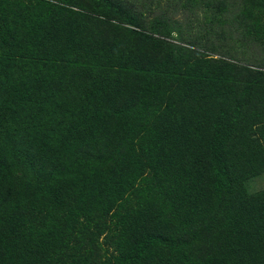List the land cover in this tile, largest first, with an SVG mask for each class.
<instances>
[{"label": "trees", "instance_id": "obj_1", "mask_svg": "<svg viewBox=\"0 0 264 264\" xmlns=\"http://www.w3.org/2000/svg\"><path fill=\"white\" fill-rule=\"evenodd\" d=\"M263 178L264 0H0V264H264Z\"/></svg>", "mask_w": 264, "mask_h": 264}, {"label": "rangeland", "instance_id": "obj_2", "mask_svg": "<svg viewBox=\"0 0 264 264\" xmlns=\"http://www.w3.org/2000/svg\"><path fill=\"white\" fill-rule=\"evenodd\" d=\"M240 1H241L242 3H244V1H249V0H240ZM235 10H237V8H236ZM235 10H234L233 12H235ZM185 15H186V13L183 12V11L181 10V11H179V12L177 13L176 17H178V18H183V19H182V22H186ZM227 29H228V28H226V30H227ZM239 47H240V46H239ZM260 186H263V187H264V178H263V180H260V181H254V182H252L251 185H250L251 189H255L256 187H260ZM105 235H106V233H105V234H102L101 236H99V237H100L99 240H100V242H102L103 245H105V244H104V241H105V239H106ZM106 245H107V244H106Z\"/></svg>", "mask_w": 264, "mask_h": 264}]
</instances>
